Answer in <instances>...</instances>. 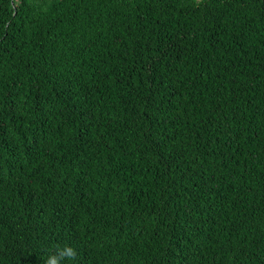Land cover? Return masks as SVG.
<instances>
[{"label":"trees","instance_id":"1","mask_svg":"<svg viewBox=\"0 0 264 264\" xmlns=\"http://www.w3.org/2000/svg\"><path fill=\"white\" fill-rule=\"evenodd\" d=\"M65 244L264 264V0H0V264Z\"/></svg>","mask_w":264,"mask_h":264},{"label":"clouds","instance_id":"2","mask_svg":"<svg viewBox=\"0 0 264 264\" xmlns=\"http://www.w3.org/2000/svg\"><path fill=\"white\" fill-rule=\"evenodd\" d=\"M78 256V251L75 247L65 244L64 246H57L55 251L50 252L44 261V264H75Z\"/></svg>","mask_w":264,"mask_h":264}]
</instances>
